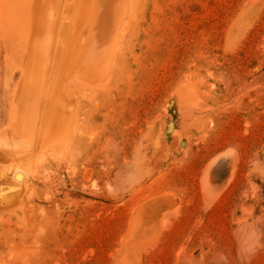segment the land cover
Segmentation results:
<instances>
[{
    "label": "rangeland",
    "instance_id": "obj_1",
    "mask_svg": "<svg viewBox=\"0 0 264 264\" xmlns=\"http://www.w3.org/2000/svg\"><path fill=\"white\" fill-rule=\"evenodd\" d=\"M132 4L107 81L60 87L77 130L34 149L0 0V264H264V0Z\"/></svg>",
    "mask_w": 264,
    "mask_h": 264
},
{
    "label": "bare ground",
    "instance_id": "obj_2",
    "mask_svg": "<svg viewBox=\"0 0 264 264\" xmlns=\"http://www.w3.org/2000/svg\"><path fill=\"white\" fill-rule=\"evenodd\" d=\"M132 5V0H3L4 38L22 71L15 129L23 143L49 148L77 130L74 95L60 87L81 90L107 81ZM19 157L2 162L6 177L27 176L29 162Z\"/></svg>",
    "mask_w": 264,
    "mask_h": 264
}]
</instances>
